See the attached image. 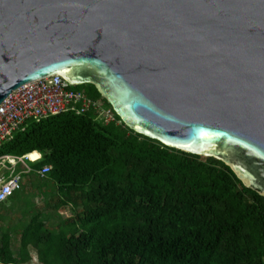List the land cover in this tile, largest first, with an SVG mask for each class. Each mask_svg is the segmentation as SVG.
<instances>
[{"label": "water", "instance_id": "water-1", "mask_svg": "<svg viewBox=\"0 0 264 264\" xmlns=\"http://www.w3.org/2000/svg\"><path fill=\"white\" fill-rule=\"evenodd\" d=\"M54 75L264 196V0H0V105Z\"/></svg>", "mask_w": 264, "mask_h": 264}, {"label": "trees", "instance_id": "trees-1", "mask_svg": "<svg viewBox=\"0 0 264 264\" xmlns=\"http://www.w3.org/2000/svg\"><path fill=\"white\" fill-rule=\"evenodd\" d=\"M73 89L113 110L94 85ZM115 117L30 120L0 146V157L41 155L24 176L48 200L13 229L0 207V264H28L33 254L38 264H264V196L222 161L167 147ZM50 208L72 214L53 225Z\"/></svg>", "mask_w": 264, "mask_h": 264}, {"label": "built area", "instance_id": "built-area-1", "mask_svg": "<svg viewBox=\"0 0 264 264\" xmlns=\"http://www.w3.org/2000/svg\"><path fill=\"white\" fill-rule=\"evenodd\" d=\"M73 87L76 86L69 84L60 75H54L14 90L0 105V146L10 141L13 134L30 120L40 121L73 111L78 115L94 112L97 119L105 124L117 123L111 108L104 107L88 97L83 90H74ZM33 154L24 157H0V166H5L0 173V207L22 190L23 176L32 171L28 162L41 159L38 153L33 159ZM10 161V165L6 166V162ZM19 164L22 165L20 172L17 171ZM50 170V166H45L37 173L44 178Z\"/></svg>", "mask_w": 264, "mask_h": 264}, {"label": "rangeland", "instance_id": "rangeland-1", "mask_svg": "<svg viewBox=\"0 0 264 264\" xmlns=\"http://www.w3.org/2000/svg\"><path fill=\"white\" fill-rule=\"evenodd\" d=\"M6 166L10 165V162H6ZM5 166H0V173L2 172ZM37 183V182H36ZM10 198L6 206L9 207L5 212L6 219L3 224L10 229L15 228L14 226L18 225V222L23 218L29 216V213H33V210L45 211L47 199L41 198L38 196V192L34 187V180L32 178L24 176L23 188L22 191H18L15 196V201H11ZM13 205V206H12ZM50 215H52L53 225H57L61 218H67L71 216L72 212L70 209H62L59 212L53 208L49 209ZM27 221V220H25ZM14 231V230H13ZM20 247V233L14 235L13 240V249L16 254ZM33 259L28 264H38L37 257L33 254Z\"/></svg>", "mask_w": 264, "mask_h": 264}, {"label": "crops", "instance_id": "crops-1", "mask_svg": "<svg viewBox=\"0 0 264 264\" xmlns=\"http://www.w3.org/2000/svg\"><path fill=\"white\" fill-rule=\"evenodd\" d=\"M12 198V197H11ZM5 203H7V202H5ZM5 203L3 204V205H5ZM3 205H1V206H3ZM6 219V217H5V214H4V216H3V221ZM37 257V256H36Z\"/></svg>", "mask_w": 264, "mask_h": 264}, {"label": "bare ground", "instance_id": "bare-ground-1", "mask_svg": "<svg viewBox=\"0 0 264 264\" xmlns=\"http://www.w3.org/2000/svg\"><path fill=\"white\" fill-rule=\"evenodd\" d=\"M12 161H10V163H11Z\"/></svg>", "mask_w": 264, "mask_h": 264}]
</instances>
